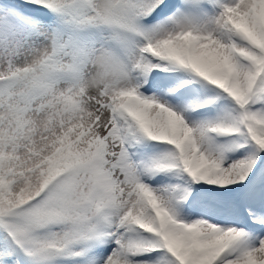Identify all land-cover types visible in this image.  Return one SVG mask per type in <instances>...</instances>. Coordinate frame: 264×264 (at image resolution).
I'll use <instances>...</instances> for the list:
<instances>
[{"label": "snow or ice", "instance_id": "6c2138e0", "mask_svg": "<svg viewBox=\"0 0 264 264\" xmlns=\"http://www.w3.org/2000/svg\"><path fill=\"white\" fill-rule=\"evenodd\" d=\"M0 264H264V0H0Z\"/></svg>", "mask_w": 264, "mask_h": 264}]
</instances>
